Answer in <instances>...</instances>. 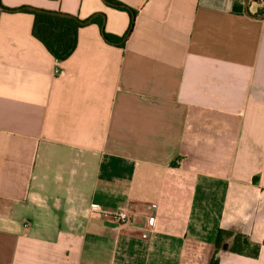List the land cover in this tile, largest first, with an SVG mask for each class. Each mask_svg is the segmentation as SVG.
<instances>
[{"label":"crops","instance_id":"crops-1","mask_svg":"<svg viewBox=\"0 0 264 264\" xmlns=\"http://www.w3.org/2000/svg\"><path fill=\"white\" fill-rule=\"evenodd\" d=\"M119 1L114 43L132 18L105 0H0V264H212L220 228L264 240V7ZM21 6L104 21L60 61ZM231 242L218 264H264Z\"/></svg>","mask_w":264,"mask_h":264},{"label":"trees","instance_id":"trees-1","mask_svg":"<svg viewBox=\"0 0 264 264\" xmlns=\"http://www.w3.org/2000/svg\"><path fill=\"white\" fill-rule=\"evenodd\" d=\"M108 4L117 9L126 10L131 14V24L129 30L123 36L114 35L103 31L104 38L110 42L120 43L129 33L133 26L136 11L127 4L119 0H107ZM11 10H20L30 12L34 15V22L32 27V34L38 38L52 55L60 60H66L76 49L78 43L79 29L88 23L103 24L104 14L88 19H81L76 15L69 14L62 11L47 10L43 8L21 6ZM232 238L230 251L233 253L258 257L260 249L264 245L250 240V238L241 233H234L227 229H218L215 237V253L212 259V264H218L219 259L217 253L224 244L226 238Z\"/></svg>","mask_w":264,"mask_h":264},{"label":"built area","instance_id":"built-area-1","mask_svg":"<svg viewBox=\"0 0 264 264\" xmlns=\"http://www.w3.org/2000/svg\"><path fill=\"white\" fill-rule=\"evenodd\" d=\"M250 3H254L256 4L257 6H261V7H264V0H249ZM56 72H59V68H56ZM92 215H96V216H99L100 213H101V206L99 204H93L92 205ZM120 217L122 219H126L127 216L125 215L124 212H121L120 213Z\"/></svg>","mask_w":264,"mask_h":264},{"label":"water","instance_id":"water-1","mask_svg":"<svg viewBox=\"0 0 264 264\" xmlns=\"http://www.w3.org/2000/svg\"><path fill=\"white\" fill-rule=\"evenodd\" d=\"M105 2L110 3V2H108L107 0H105Z\"/></svg>","mask_w":264,"mask_h":264}]
</instances>
